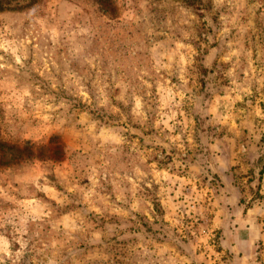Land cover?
Wrapping results in <instances>:
<instances>
[{
    "label": "rangeland",
    "instance_id": "1",
    "mask_svg": "<svg viewBox=\"0 0 264 264\" xmlns=\"http://www.w3.org/2000/svg\"><path fill=\"white\" fill-rule=\"evenodd\" d=\"M0 264H264V0H0Z\"/></svg>",
    "mask_w": 264,
    "mask_h": 264
}]
</instances>
